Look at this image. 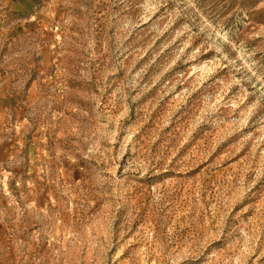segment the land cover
I'll return each instance as SVG.
<instances>
[{
    "label": "rangeland",
    "instance_id": "374dc122",
    "mask_svg": "<svg viewBox=\"0 0 264 264\" xmlns=\"http://www.w3.org/2000/svg\"><path fill=\"white\" fill-rule=\"evenodd\" d=\"M0 264H264V0H0Z\"/></svg>",
    "mask_w": 264,
    "mask_h": 264
}]
</instances>
